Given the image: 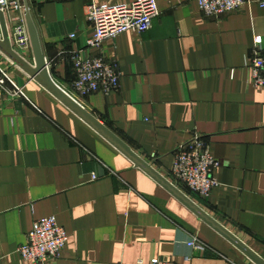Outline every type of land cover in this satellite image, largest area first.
I'll list each match as a JSON object with an SVG mask.
<instances>
[{
  "label": "crops",
  "instance_id": "0c3cea01",
  "mask_svg": "<svg viewBox=\"0 0 264 264\" xmlns=\"http://www.w3.org/2000/svg\"><path fill=\"white\" fill-rule=\"evenodd\" d=\"M91 1L135 0H27L50 76L67 93L70 52L96 54L84 51ZM155 1L150 30L102 48L118 62V91L79 103L264 259V90L250 85L247 66L254 49L264 53V8L248 0L207 18L196 0ZM24 57L32 64V53ZM0 69L26 97L0 108V264H31L17 251L44 217L69 237L49 264H253L1 53ZM195 136L220 162L206 199L171 171L175 151ZM194 238L203 250L189 246Z\"/></svg>",
  "mask_w": 264,
  "mask_h": 264
},
{
  "label": "built area",
  "instance_id": "2783aa9c",
  "mask_svg": "<svg viewBox=\"0 0 264 264\" xmlns=\"http://www.w3.org/2000/svg\"><path fill=\"white\" fill-rule=\"evenodd\" d=\"M196 2L204 17L217 18L237 11L247 4L248 0H196ZM256 2L260 8H264V0ZM0 9L6 19L12 49L26 60L24 55L32 52L21 1L0 0ZM158 16L155 0H135L129 4L113 5L91 1L86 8L85 18L94 33L87 39L84 51H95L96 54L85 56L82 51L70 52L68 58L74 79L71 83V93H66L79 103L81 98L94 93L108 95L117 92L121 79L119 65L115 58L104 55L102 52L104 44L126 32L138 35L147 32ZM8 23H11V27ZM260 44L261 39L258 37L254 45L257 47ZM247 66L250 85L264 90V53L254 49L252 56L248 58ZM20 98H26L23 88L17 86L0 69V108L4 103ZM219 167L220 162L212 157L206 141L195 136L175 151L171 171L173 178L187 193L206 199L217 185L214 175ZM95 179L93 176L92 180ZM68 239L67 233L54 217H44L33 223L17 253L25 263L49 264L60 257ZM189 246L203 250V245L196 238L191 240ZM136 264L145 263L138 261ZM148 264L173 263L153 259Z\"/></svg>",
  "mask_w": 264,
  "mask_h": 264
},
{
  "label": "water",
  "instance_id": "95a60500",
  "mask_svg": "<svg viewBox=\"0 0 264 264\" xmlns=\"http://www.w3.org/2000/svg\"><path fill=\"white\" fill-rule=\"evenodd\" d=\"M23 1L24 19L31 43L32 64L18 55L11 46L9 31L5 16L0 9V53L4 55L15 67L19 68L31 80L42 87L60 104L67 108L83 123H85L96 134L109 143L114 149L126 157L134 167L140 169L155 183H157L171 197L178 201L198 220L207 225L210 229L220 235L224 240L231 244L237 251L244 255L253 264H264V259L257 255L252 249L244 244L238 237L206 213L188 195L178 189L173 183L156 171L152 165L140 158L132 149L114 134L108 127L102 124L94 115L87 111L83 106L72 99L62 90L50 76L46 59L43 54L38 29L34 23L32 14L27 4Z\"/></svg>",
  "mask_w": 264,
  "mask_h": 264
},
{
  "label": "bare ground",
  "instance_id": "6f19581e",
  "mask_svg": "<svg viewBox=\"0 0 264 264\" xmlns=\"http://www.w3.org/2000/svg\"><path fill=\"white\" fill-rule=\"evenodd\" d=\"M19 69V68H18Z\"/></svg>",
  "mask_w": 264,
  "mask_h": 264
}]
</instances>
